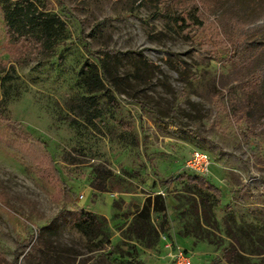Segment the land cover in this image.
I'll use <instances>...</instances> for the list:
<instances>
[{
	"label": "rangeland",
	"instance_id": "rangeland-1",
	"mask_svg": "<svg viewBox=\"0 0 264 264\" xmlns=\"http://www.w3.org/2000/svg\"><path fill=\"white\" fill-rule=\"evenodd\" d=\"M35 2L62 21L54 40L16 42L0 13V264H177L176 250L229 264L231 241L239 264H264V96L246 46L264 10L252 22L233 0H169L165 15L155 0ZM183 8L201 25L179 31ZM96 56L110 73L88 92ZM192 150L213 189L183 167ZM156 194L164 218L150 210L136 238L130 216Z\"/></svg>",
	"mask_w": 264,
	"mask_h": 264
},
{
	"label": "trees",
	"instance_id": "trees-1",
	"mask_svg": "<svg viewBox=\"0 0 264 264\" xmlns=\"http://www.w3.org/2000/svg\"><path fill=\"white\" fill-rule=\"evenodd\" d=\"M155 1L158 10L165 15L169 11L167 6L169 0ZM233 3L236 4L237 8L230 4L229 6L236 11H238V9H251L254 12V14L252 13V22L254 19L259 18L257 17L258 15L256 11L264 10V0H233ZM0 13L7 33L13 34V40L16 42L19 40L25 41L26 39H30L29 35L34 32L36 33V36H34L35 38H40L43 41L54 40L62 30V21L60 18L52 12L42 9L38 6L35 0H0ZM186 21L201 25L196 15V10H193V8H188L187 10L183 8L179 10L174 18V22L179 31L183 30L187 25L185 23ZM257 26L259 30L262 31L259 41H254L253 43L248 42L249 44H246V46L251 53H254L253 57H256L257 66L254 75L256 78L255 82L257 83L256 86L258 92L264 96V23H259ZM108 52L109 50L105 52V55H107ZM247 56H245L244 59ZM106 57L99 58L96 56V62L86 64L83 67L84 69L81 70L80 83L84 86L86 91L91 92L103 88V80H107L108 74L110 73L107 62L105 61ZM88 98L89 100L93 99L90 96H88ZM92 102L93 100L91 103ZM31 161L38 164L40 162L38 161V154L36 157L32 158ZM194 179L197 180L199 188L201 187L207 190L213 189V186L208 182L203 181L201 177L195 175ZM94 188L102 189L99 185ZM151 201L146 197L142 206L130 216L131 218L126 226V230L130 231L136 238H143L144 235L149 233L151 226L148 213L150 210L155 213H160L162 219L164 218V201L162 200V197L159 194H156L152 197ZM201 203V207H198V202L195 200L192 204L200 216H202L204 220H207V204L204 199H201ZM94 223L95 219L89 213L84 212L80 214V220L77 221V227L81 226L83 229L90 228ZM236 251V244L231 241V243L228 244V247L222 250L221 257L229 264H239L237 258L234 257Z\"/></svg>",
	"mask_w": 264,
	"mask_h": 264
},
{
	"label": "built area",
	"instance_id": "built-area-1",
	"mask_svg": "<svg viewBox=\"0 0 264 264\" xmlns=\"http://www.w3.org/2000/svg\"><path fill=\"white\" fill-rule=\"evenodd\" d=\"M208 164L209 157L205 152L202 150H192L184 160L183 167L200 177L207 172ZM171 257L175 259L177 264H190V260L187 259L186 254L181 250L174 251Z\"/></svg>",
	"mask_w": 264,
	"mask_h": 264
}]
</instances>
